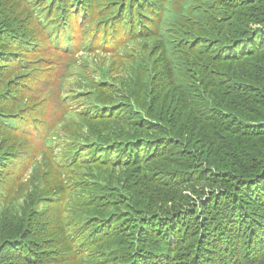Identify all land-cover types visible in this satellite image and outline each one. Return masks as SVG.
<instances>
[{"label": "trees", "instance_id": "trees-1", "mask_svg": "<svg viewBox=\"0 0 264 264\" xmlns=\"http://www.w3.org/2000/svg\"><path fill=\"white\" fill-rule=\"evenodd\" d=\"M0 264H264V0H0Z\"/></svg>", "mask_w": 264, "mask_h": 264}, {"label": "rangeland", "instance_id": "rangeland-1", "mask_svg": "<svg viewBox=\"0 0 264 264\" xmlns=\"http://www.w3.org/2000/svg\"><path fill=\"white\" fill-rule=\"evenodd\" d=\"M259 38H261V37H259ZM80 55H83V59L80 60L81 63L87 61L88 63H90L93 66H99L105 60L104 56H87L86 54H83L81 52H80ZM59 125L61 126V123Z\"/></svg>", "mask_w": 264, "mask_h": 264}]
</instances>
